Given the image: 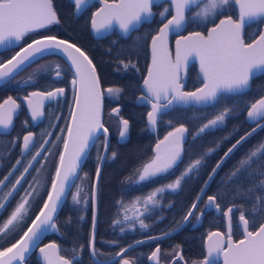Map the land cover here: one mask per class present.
Instances as JSON below:
<instances>
[{
  "label": "snow or ice",
  "instance_id": "1",
  "mask_svg": "<svg viewBox=\"0 0 264 264\" xmlns=\"http://www.w3.org/2000/svg\"><path fill=\"white\" fill-rule=\"evenodd\" d=\"M165 3V7L159 12L160 23L156 35H152V65L148 69V77L144 79V87L147 95L141 99L151 105V111L147 113L148 125L155 128L157 121L166 110H171L178 106L204 105L215 107L220 102L225 93L239 94L250 90V81L257 72H264V32H261L259 39L246 44L241 36V31L246 22H264V0H119V2L108 3V0H100L103 5L98 12L93 13L92 28L99 33L112 27L113 23L118 25L124 34H129L137 30L138 26L151 22L154 17L153 7ZM77 11L87 5L88 0H74ZM235 3L239 6V20L234 21L231 16L221 19L218 24L209 28L207 34L201 32H192L188 36H181L176 41V62L173 63L168 55L167 38L172 32H178L187 22H196L197 20H207L209 17L222 14L225 7ZM197 9L193 15L188 13L192 8ZM166 21V22H165ZM59 23L57 13L53 8L52 0H0V45L11 46L19 45L29 33L37 29L45 28L47 25ZM63 53L71 62V67L75 71V77L72 80L75 98V109L71 111L72 123L68 125V138L64 140V150L60 153L59 164L55 170V176L51 180V188L47 190V199L44 200L39 214L32 220L27 231L15 243L9 247L0 248V264H25L26 254L29 253L33 243L39 235L49 229L59 231L55 222L54 214L66 200V194L70 192V185L75 182V178H80L78 169L81 161L88 155L90 145L95 146V141L99 137L97 131L103 128L105 134L108 129L104 128L99 119V80L96 77V69L88 54L80 47L65 39H60L55 35H41L34 38L25 46L20 47L10 59L0 61V83L8 84L15 80V76L25 66H30L38 57L45 55H56ZM195 56L200 62V71L203 75L202 86L194 91H184L183 84L179 76L181 63H187L189 57ZM125 68L135 67L129 60L125 63ZM59 65L56 66L55 76L60 77ZM34 78L30 77L24 83L32 82ZM78 86V87H77ZM108 92H120L119 88H109ZM65 94L64 88H54L49 91H33L25 99L28 100V107L31 112L32 121L39 120L44 116L43 100H57ZM39 97V105L33 103L32 98ZM5 105H16L12 97H8ZM3 105H0V128L8 129L12 123V110L2 111ZM14 110V109H13ZM233 108L224 107L218 111L212 118L207 119L193 133V142L197 138H202L213 130H217L225 124L226 118L232 115ZM255 124L250 131L236 139L223 155L219 157L215 165L207 173V178L203 181L199 192L186 213L180 221H176L175 226L170 231L163 232L160 236H149L148 240H160L167 237L171 232L181 230L194 217L199 221L205 211L215 209L217 212L222 210L219 200L231 196L233 203L223 211L224 217L229 221V233L227 239L221 232H210L208 234L207 255L198 264H218L219 259L223 258V264H264V223H261L255 231L249 230L250 220L244 209L245 204L252 208V213L264 210V140L259 141L253 146L238 162L224 175L220 181H216V176L225 163L243 146L247 140L257 132L258 129H264V95L255 99L247 107V121ZM27 123V121L25 122ZM171 123V121H169ZM121 129L119 136L124 140L129 131V121L121 120ZM189 129L181 124L168 132L163 140L157 142L154 152L155 155L149 159L141 168L135 170L136 179L134 184L148 182L163 173H170L171 170L183 163L185 134ZM42 135H50L43 133ZM231 135V134H230ZM228 137H223L227 140ZM38 141L34 140V134L29 131L23 136V143L20 146V154L26 151L31 155L28 165L11 183V187L0 197V216L8 211L11 201L16 195L20 199L16 201L15 206L5 219H0V238L7 237L14 233L28 215L32 206V201L40 194V181L33 177V182L29 183V188L21 193L18 186L22 185L25 174L33 166L32 162L37 161L41 155L39 150L34 154L30 151V145L35 147ZM44 143L39 144V148H44ZM12 144H16L13 139ZM220 147L217 141L213 146H209L200 152L194 159H190L180 174L173 181L163 186L156 187L150 193L143 197H135L131 203L123 204L118 200L117 204L122 205L124 211V220H134L140 225L141 229L150 227L145 222L146 213L152 211L160 204L158 194L166 191L176 193L182 188V184L187 179H196L200 171L206 165L207 159ZM108 138L105 135L104 154L98 156L96 164V182L91 189V205L93 210V233L89 241L88 249L90 260L94 264H115V258L106 255L95 247V226L97 223L96 206L97 190L101 178L102 164L106 160H115L117 153L112 152L111 157L107 155ZM21 164L17 159L11 166L7 175L0 179V186L7 187L5 181L13 174V169ZM41 168H36V172H41ZM87 173H85V177ZM212 182L217 183V191L212 195H207L204 207L199 208V202L202 199L201 194H206V189ZM77 191L71 193L73 204L79 205L83 201L88 203V194H83V190L76 186ZM11 198V199H10ZM236 199L243 203L237 205ZM140 207L137 208L136 205ZM129 208L134 209V215L129 216ZM199 208V214L197 209ZM235 210H240L239 222L243 227V238L234 241L231 235V214ZM84 219L83 216L80 217ZM162 219V217H158ZM71 217L66 221L71 224ZM120 220H114L113 225H119ZM125 231L120 227V232ZM213 237L216 239L213 240ZM146 241H136V244H142ZM111 243H116L112 241ZM84 245L79 249L73 248L72 255L68 258L58 254V245L50 243L40 248V254L43 264H82V252ZM132 248L121 247L115 253V257H121L119 264H140L137 257L126 258L125 254ZM179 249V246H176ZM176 249L171 252H164L165 256L172 259L167 264H176L177 260L183 259L182 255ZM104 256L103 260L99 259ZM161 248L157 245L147 260L151 264H161Z\"/></svg>",
  "mask_w": 264,
  "mask_h": 264
},
{
  "label": "trees",
  "instance_id": "2",
  "mask_svg": "<svg viewBox=\"0 0 264 264\" xmlns=\"http://www.w3.org/2000/svg\"><path fill=\"white\" fill-rule=\"evenodd\" d=\"M165 6L166 5H161L158 8L153 7V10L156 12L153 21L150 24L142 25L139 30L135 31L126 39L119 37L115 32L103 40L98 41L92 38L89 31V22L95 7L90 8L81 17L76 18L73 15V12L69 11L68 7L65 6L66 10L62 11L60 16L61 26L53 29L55 32L59 31L58 37L75 44L90 55L96 69L98 80L103 87L111 86L121 89L119 102L123 107V116L130 124L128 141L122 146V182L120 191L123 204H129L135 197L146 196L152 191L151 189H147V185L128 186L126 182L132 177L136 169L147 163L148 159L154 155V145L156 140L161 139L175 127H179L183 124L189 129L186 134V142L184 143L185 151L183 153V163H181L184 167L190 159H194L200 154V152L204 151L209 146H213L215 142H220V147L217 148L216 151L207 159L206 165L201 169L198 178L187 179L182 184V188L176 193L166 191L158 194V199L160 200L159 206L153 208L151 212L146 213L145 217H143L145 222L150 225L147 229H141L140 225L135 223L134 220L125 221V213L122 209L121 211L113 209V207L115 208L117 206L118 201L115 195L117 190L116 180H114V174L116 173V161L111 159L106 160L102 170L103 180L101 188L106 185L105 190L102 191V193L105 195V192H107V195L102 199L101 206H106L107 209L104 210L102 208V210H99L97 213L95 247L106 255H111L113 257L121 247H126L134 241L144 239L149 236H156L165 231H170V229L175 226L174 222L182 219L183 215L187 211V208L191 205L192 201L199 192L203 181L207 178V173L215 165L219 157L223 155V152L226 151L236 139H239L241 135H244L253 127V125L247 124L245 121L247 107L250 106V103L254 102L255 99H259L261 95H264V74H262L251 81L250 90L235 96L224 95L215 107L211 106L203 109L191 107L187 109L174 108L169 113L161 117V120L158 123L157 133L150 134L145 125V115L148 109L144 106H136L134 104V100L140 93L139 87L147 71L149 61V54L147 52L148 45L152 35L157 33L161 25L159 12ZM57 9L55 8L56 11H58ZM194 24V22H188V30H193V28L201 29L195 27ZM198 26L203 27L200 25ZM259 31L260 23H255L249 26L245 30L244 41H252L259 34ZM29 39L28 35L27 40ZM121 60L125 63L130 60L135 67L130 66L125 68L124 64L120 63ZM201 84L202 83L199 81L195 69L191 68L188 72L185 90L194 91L196 88L200 87ZM224 107L234 109L233 114L226 118L225 124L221 125L217 130H213L207 135H204L202 138H197L195 142H193L192 133L202 123L206 122L207 119L212 118L213 115L222 110ZM169 121H171V123H169ZM225 136L228 137L227 140H223V137ZM262 140H264V129H260L257 133L252 135L247 142L235 152L231 159H229L220 169L219 174L216 176V181H220L221 177L224 176L242 156H244L253 146H256L257 143ZM96 143L95 147L100 144L102 148L103 139L98 138ZM114 148L115 144L112 143L108 153L109 157H111L112 152H115ZM91 157L92 151L86 158L82 170L79 173L80 178L75 180L71 189V193H74L77 191L76 186L79 185V187L83 190L82 193L88 194V201H90L91 173L89 170V162ZM85 173H87L86 177ZM179 174L180 172L177 171L176 176ZM176 176L170 177L168 183L173 181ZM216 191L217 183L212 182L210 187H208L205 198L200 206L204 207L207 195H212ZM70 195L65 200L55 218V222L57 224V228L60 230L61 236H58L57 231L49 229L44 238L45 240H52L56 242L60 252L69 256L72 255L73 248L79 249L80 245H84L85 247L82 252V262L91 261L88 256L89 249L87 244H70V242L65 240L67 237H73V234H71V229H68L67 226L61 225V223L67 221L69 217H71V219L79 220L80 217L83 216L84 219H88L87 213L77 211L74 212L72 210L73 205L69 201ZM218 202L221 204V212H223L224 210H227L230 204L233 203V199L231 196H228ZM235 203L239 205L243 203V201L236 199ZM80 206L82 205L80 204ZM108 207H112V209H109ZM164 208H167L169 211L168 218L164 217L165 214L162 211ZM242 210L246 212L250 220L249 230L255 231L260 224L264 222V210L257 211L253 214L252 208L248 204H245V207ZM127 214L129 216H133V209L129 208ZM239 215L240 210H235L232 214L233 222L231 234L234 241L242 238V233L237 224ZM158 217H162V219H158ZM90 219L91 212L89 214V221ZM114 220H120L121 223L119 225H113ZM129 222H133L131 228L129 227ZM120 227L125 228L123 233L120 232ZM81 231H83V233L77 236L84 237L86 235V230ZM88 231H90V229ZM213 231H220L224 233V220L222 216L216 218L211 213H205L200 227L192 229L186 226L180 232L171 237L160 241L144 243L133 248L126 254L125 257H137L140 264H148L147 256L151 253L155 246L160 244L162 248L179 246L183 258L187 263L202 261L205 257L203 249L204 240L206 236ZM88 235L89 232L87 233V237ZM112 241H115L116 243H111ZM8 245L9 244L4 247ZM99 258L103 260L105 257L100 256Z\"/></svg>",
  "mask_w": 264,
  "mask_h": 264
},
{
  "label": "flooded vegetation",
  "instance_id": "3",
  "mask_svg": "<svg viewBox=\"0 0 264 264\" xmlns=\"http://www.w3.org/2000/svg\"><path fill=\"white\" fill-rule=\"evenodd\" d=\"M89 1L90 0H88V2ZM111 1H114V0H108V2H111ZM52 3H53L54 10H55V8L56 9L58 8L57 9L58 11H56V10L55 11L57 13L59 23L52 24L47 28L39 29L35 32L29 33L28 34L29 38H30L29 40H27V38H28V35H27L24 37V39L22 41L19 42V45L14 44V47H12V48L0 50V61L7 60L9 57H11L14 54V52L19 47L23 46L24 44H26L27 42L31 41L34 38L40 37L41 35H55L58 37L59 31L55 32L53 29L61 26L60 16L62 14L61 12L66 10L65 6L68 7L69 11L73 12V15L76 18L81 17L90 8L95 7L93 9V12H94L96 10V8L98 7L97 1H93L87 7H85V8L82 7V9L80 10V14L77 15L75 13L76 7H75L74 0H52ZM161 5H165V3H162L159 6H155V7L158 8ZM196 10L197 9L192 8V11L189 12L188 15L189 16L193 15ZM227 16H231L234 21L237 19V12H236V9H235L233 3L231 4V6L225 7L223 9L222 14H218L216 16L209 17L207 20H197L196 22H194L195 23L194 26L197 28H201V29H194L193 28V30H188V27H187L188 22H187L186 28H185L184 32L181 34V36H184L187 33H191V32H201V33L205 34L209 27L213 26L220 19L226 18ZM255 23H260V31H261V28H262L264 22H259V20H258L254 23H251L244 28L243 40H244V36H245V30L249 26H251ZM197 24L200 26H203V27H199ZM260 31H259V34H260ZM116 35H118V34L116 33ZM131 35H129L128 37H130ZM109 36H107V37H109ZM118 36L121 38H124L120 35H118ZM257 36L252 41H254L257 38ZM128 37H126V38H128ZM126 38H124V39H126ZM175 39H176L175 36L171 37V44H173ZM101 40H103V39H101ZM252 41H250V42L244 41V42L246 44H249ZM148 47H149V45H148ZM171 48H172V46H171ZM147 52H148V49H147ZM88 56L91 59L89 54H88ZM148 57H149V55H148ZM57 65L60 66L59 67V70L61 72L60 77L55 76V71H56ZM191 68L195 69V72L198 76V73L196 70V65L192 64L189 67L188 72ZM30 77L34 78L32 80V82L24 83V81H28ZM74 77L75 76H74L72 70L70 69L68 64L65 62V60L60 55H57V54L56 55H45L43 58H39L38 60L31 63L30 66H27L25 69H23L15 77V80H13L11 83L0 85V105L5 100H7L8 97H12L15 100L16 105L19 106V107H17L18 109H17V111L13 117L12 126L8 129L0 128V179H3V177L5 175H7L9 169H11V166L13 164H15V161L17 159L21 160V164L17 165L16 168L12 170L13 174H12V176L9 177V180L5 181V184L7 185V187L0 186V197H2L7 192L8 188L11 187V183L15 182V179L23 171V168L28 165V160L31 159V155L29 154L28 151H26L23 155L20 154V146L23 143V136L27 135V133L29 131H31L34 134V140L38 141V143L35 145V147L30 145L31 153L34 154L36 150H39L41 152V155L37 157V161L32 162L33 166L31 168H29V172L25 174V178H24V181H22V185L18 186L19 191L21 193H23L24 189L29 188L28 182L35 183V181L33 180V177H37L40 181V187H39L40 194L37 195L35 200L32 201V206L29 210L28 215L25 217L24 221L21 222V224L17 228V230L7 237L0 238V248H3L7 244H9V245L6 247L11 246V244L15 243L22 236V234L28 228V226L30 225V223L32 222L34 217L39 212L40 208L43 205L44 200L47 197V190H50L51 180L53 179V177L55 175V170H56V167H57L58 162H59V156H60V153L62 151V147L64 144V140L66 137L67 128H68V124H69V120H70V116H71V111H72L73 104H74L75 98H74V89H73V85H72V80ZM187 78H188V73H187ZM198 78H199V76H198ZM199 81H200V78H199ZM186 82H187V80H186ZM100 86H101L102 97H103V118H102V120H103L104 127L108 129L109 142H108L107 155L110 151V145L112 143L115 144L114 151L117 153V156L115 159V161H116V169H115L116 173L114 174V177H115L114 180H116V187H117L116 188L117 190L115 189L116 190L115 195H116L117 200L122 201L120 189H121V182H122V171H121V169H122V154H123L122 146L123 145H121L117 142V138H118V135L120 132V119H122V118L125 119L123 116L124 115L123 109H122L123 107H122V104L119 102L120 101V98H119L120 92H111L110 93L108 91H105L106 89H109V88L115 89V87H111V86L110 87H103L101 85V83H100ZM185 86H186V83H185ZM185 86H184V90H185ZM54 88H64L65 94L61 97H58L57 100H45V101L43 100V109L42 110L44 111V116H42L37 121H32L31 112H30L29 107H28V100L25 98L28 97L29 93H31L33 91H49V90H52ZM139 89H140V87H139ZM140 94H141V91H140L139 95ZM32 100H33V103L36 105H39L41 102V98H39V97H34V98H32ZM9 110H10V108H9ZM26 121H27V123H25ZM43 133H50V135H42ZM98 137H99V139H103V144H102V148H101V145L99 144L96 147L93 146L91 149L92 157H91L90 162H89V170L91 173L90 174V180H91V182H90V184H91L90 185V194H91L92 185L94 183V179H95V175H96V164L98 162L97 158L100 155V153L102 155V152L104 149L105 136L103 134H100ZM13 139L16 140L15 145L12 144ZM45 140H47L48 143L44 144V148H39V144L44 143ZM158 140H160V139H157L156 142ZM96 141H97V139H96ZM96 141H95V143H96ZM156 142H155V144H156ZM91 151H90V153H91ZM154 155H155V153H154ZM149 159H148V161H149ZM105 162L103 164V167L105 165ZM179 165L180 166L171 170L170 173L160 174L159 176H157L153 180L148 181V182H143L141 184L132 183L131 186L147 185V189H151V190L155 189L156 187L163 186V185L168 183L170 177L177 175V171L180 172L183 170L184 166L181 165V163ZM41 167H42L41 172L37 173L36 168H41ZM103 167L101 169V178L99 180V185H98V190H97L96 215H97L99 210H102V208L104 210L107 209L106 206H103V207L101 206L102 199L107 195V192H105V195L102 193V191L105 190L106 185H104L101 188V183L103 180V178H102ZM135 179H136V175L133 174L132 175V181H134ZM126 183H128V181ZM70 193H71V191H70ZM70 193H69V195H70ZM83 194L84 193H82V195ZM205 195L206 194H204L202 200L199 203V208H203L200 205H201L202 201L204 200ZM19 199H20V196L16 195L15 199L11 201V205L9 206L8 211L4 212L3 216H0V219H5L8 216V214L10 213L12 208L15 206L16 201ZM69 201L73 205L72 210L74 212L75 211L85 212V213H87L88 219H83V220L71 219V221H72L71 224H67L66 221L61 223V225L67 226L68 229H71V234H73V237H67V238H65V240L67 242H70V244L83 243V244L88 245L89 241L91 240V229H92L91 197H90V201H88V204H85L82 201L81 202L82 206H80V204L79 205L73 204L71 195H70ZM136 207L139 208L140 205H137ZM108 208L112 209V207H108ZM199 208L197 209V214H199ZM113 209H118L121 211L122 205L117 204V206L115 208L113 207ZM133 211H134V209H133ZM162 211L165 214L164 217L168 218L169 217L168 209L164 208ZM90 212H91V219L89 221ZM205 213H211L216 218H218L220 216H222V218H223V212H221V214L218 216L215 214V212L213 210H207V211H205ZM203 218H204V215L201 217L200 225L196 226L198 221L196 220V222H195V218L193 217L191 219V222L187 223L186 226H188L192 229H196V228L201 226ZM194 222H195V224H194ZM129 224H130L129 227L131 228L133 225V222H129ZM89 229H90V231H88ZM81 230H86V235L84 237L77 236V235L83 233V231H81ZM88 232H89V235L87 237ZM57 234H58V236H61L60 230L57 232ZM158 241H160V240H158ZM151 242H155V241H151ZM49 243H56V242H54L52 240H45V238L43 237L41 242L34 248L33 252L26 259L25 264H42L36 257L37 250L39 248L49 244ZM159 246L161 248V257H160L161 264H167V262L170 261L172 258L170 256L165 257L163 253L166 251L171 252L172 250L176 249V247L171 246L172 248L171 247L162 248L160 244H159ZM156 247L157 246H155L152 249V251H154L156 249ZM176 250L179 251L180 254L182 255L180 249H176ZM58 251H59V255L64 256L65 258L70 257L69 255H64L63 253H61L59 247H58ZM126 254H125V256H126ZM88 256L90 258V252L88 253ZM182 257H183V255H182ZM120 259L121 258L116 260L115 263L119 264ZM147 262H148V264H151L148 260H147ZM198 262L199 261L187 263L185 261V259L183 258V259L177 260L176 264H198ZM82 264H94V262L93 261H83Z\"/></svg>",
  "mask_w": 264,
  "mask_h": 264
},
{
  "label": "water",
  "instance_id": "4",
  "mask_svg": "<svg viewBox=\"0 0 264 264\" xmlns=\"http://www.w3.org/2000/svg\"><path fill=\"white\" fill-rule=\"evenodd\" d=\"M93 1H97V4H98V7L96 8V10L93 12V13H96V12H98V10L100 9V8H102L103 7V5L100 3V0H90L88 3H87V5H85V6H83V8H85V7H87L88 5H90ZM112 2H114V1H111V2H108V3H112ZM115 2H119V0H116ZM163 3V2H162ZM162 3H160V4H162ZM167 3H170V0H167ZM159 4V5H160ZM233 5H234V7H235V9H236V12H237V19L235 20V21H238L239 20V6L238 5H236L235 3H233ZM155 7V6H154ZM194 8V7H193ZM77 15L78 14H80V11H77L76 10V12H75ZM93 13H92V16H91V19H90V22H89V31H90V34H91V36H92V38L93 39H95V40H101V39H104V38H106L107 36H109V35H111L113 32H115V33H117L118 35H120V36H122V37H124V38H126V37H128L129 35H131L134 31H132V32H130L129 34H124V33H122L121 32V30L119 29V27H118V25H116L115 23H113V25H112V27L111 28H109V29H107V30H103V31H101V32H99V33H97V32H95L94 30H93V28H92V17H93ZM153 13L154 14H156V12L153 10ZM155 16V15H154ZM153 19H154V17L152 18V20H151V22L153 21ZM222 19H225V18H222ZM261 19H264V18H261ZM221 20V19H220ZM219 20V21H220ZM219 21L216 23V24H218L219 23ZM151 22H146V23H143V24H141V25H139L138 26V28H137V30H139V28L142 26V25H144V24H150ZM166 22V21H165ZM251 23H254V22H246L245 23V25L243 26V28H242V31H241V36H242V38H243V33H244V28L246 27V26H248L249 24H251ZM186 24L187 23H185V25L178 31V32H172V33H170L169 35H168V38H167V50H168V55H169V58L171 59V61L173 62V63H175L176 62V48H177V45H176V41L178 40V39H180V37H181V34L184 32V30H185V28H186ZM215 25V24H214ZM213 25V26H214ZM50 25H47L45 28H47V27H49ZM162 26V24L160 25V27ZM213 26H211V27H213ZM211 27H209V28H211ZM208 28V29H209ZM42 29H44V28H42ZM37 30H39V29H37ZM36 30V31H37ZM137 30H135V31H137ZM208 31V30H207ZM207 31H206V33L204 34V35H206L207 34ZM158 32V31H157ZM261 32H264V23H263V26H262V28H261V31H260V33ZM192 33V32H191ZM157 34V33H156ZM155 34V35H156ZM190 33H187L186 35H184V36H188ZM260 35V34H259ZM259 35L257 36V38L255 39V40H258L259 39ZM176 37V39L174 40V42H173V44H171V37ZM39 38V37H38ZM58 38H60V37H58ZM60 39H62V38H60ZM254 40V41H255ZM29 42H31V41H29ZM29 42H27V43H29ZM253 42V41H252ZM251 42V43H252ZM71 43V42H70ZM26 44H24L23 46H25ZM171 46H172V48H171ZM12 47H14V44L13 45H11V46H8V45H0V50H4V49H8V48H12ZM22 47V46H21ZM19 49H20V47L14 52V54L13 55H15V53L17 52V51H19ZM148 54H149V61H148V67H147V71H146V74H145V76H144V78H143V80H142V82H141V84H140V91H141V94L139 95V96H137V98L134 100V104L136 105V106H139V107H146L147 109H148V111H147V113L149 112V111H151V105L150 104H148V103H146L144 100H142L141 99V97L142 96H145V95H147V91H146V89H145V87H144V83H143V81H144V79L145 78H147L148 77V69H149V67L152 65V43H151V39H150V42H149V47H148ZM12 55V56H13ZM57 55H60L64 60H65V62L68 64V66L70 67V69L72 70V72H73V74H74V76H75V71H74V69H72V67H71V62L68 60V58H67V56L65 55V54H63V53H57ZM11 56V57H12ZM11 57H9L8 59H10ZM7 59V60H8ZM39 59V57L36 59V60H38ZM35 60V61H36ZM6 61V60H5ZM192 64H195L196 65V70H197V73H198V76H199V78H200V81H201V83H202V81H203V75H202V73H201V71H200V62H199V60L195 57V56H192V57H189V59H188V61H187V63H181V67H180V69H179V76H180V80H181V83L183 84V90H184V86H185V83H186V80H187V73H188V69H189V67L192 65ZM27 66H25V67H23L22 68V70L24 69V68H26ZM22 70H20V71H22ZM19 71V72H20ZM262 74H264V72H257L256 73V75L254 76V78H252L251 79V81L253 80V79H255L256 77H259V76H261ZM96 77L98 78V76H97V73H96ZM251 81H250V86H251ZM0 85H2V83H0ZM201 86H202V84H201ZM200 86V87H201ZM78 87V86H77ZM199 88V87H198ZM108 89H106L105 91H107ZM185 91V90H184ZM248 90H246V92H247ZM99 92H100V99H99V119H100V122L102 123V125H103V120H102V118H103V97H102V90H101V86H100V83H99ZM240 94H243V93H239V94H231V93H225L224 95H232V96H235V95H240ZM45 100H47V99H44V101ZM5 102V101H4ZM4 102L1 104V105H3V109H2V111H9V108H10V110H12V120H13V117H14V115H15V113H16V111H17V107H14L13 105H11V104H8V105H5L4 104ZM75 107H76V105H75V99H74V104H73V108H72V110L73 109H75ZM196 108V109H203V108H207V107H211V106H204V105H192V106H178V107H174V108H179V109H187V108ZM173 108V109H174ZM14 109V110H13ZM173 109H171V110H173ZM171 110H166V114L167 113H169ZM147 113H146V115H145V125H146V128H147V130H148V132L150 133V134H156L157 133V130H158V123H159V121L161 120V118L157 121V125H156V127L155 128H152L151 126H149L148 125V118H147ZM166 114H164V115H166ZM163 116V115H162ZM123 119V118H122ZM122 119H120V129H121V127H122V125H121V120ZM245 121H247V111H246V113H245ZM72 123V119H71V116H70V120H69V124H71ZM68 124V125H69ZM247 124H250V123H248L247 122ZM250 125H253V127H255V124H250ZM12 126V123H11V125L9 126V128ZM103 127H104V125H103ZM252 127V128H253ZM105 128V127H104ZM251 130V129H250ZM249 130V131H250ZM260 129H258L257 130V132L259 131ZM129 131H130V124H129ZM129 131H128V133H127V136H126V138L124 139V140H121V138H120V136L118 135V138H117V142L119 143V144H121V145H124L127 141H128V138H129ZM256 132V133H257ZM100 134H103L104 136L105 135H107V138H108V132H107V134H105L104 133V131H103V128H101V129H99L98 131H97V133H96V135L97 136H99ZM187 134V133H186ZM186 134H185V136H186ZM167 135V134H166ZM165 135V136H166ZM254 135V134H253ZM164 136V137H165ZM164 137L162 138V139H160V140H163L164 139ZM68 138V132L66 133V137H65V139H67ZM160 140H158V141H160ZM157 141V142H158ZM108 142H109V139H108ZM157 142H156V144H157ZM156 144H155V146H156ZM155 146H154V149H155ZM92 147H93V145H90V147H89V149H88V154L90 153V151H91V149H92ZM64 150V144H63V147H62V151ZM61 151V152H62ZM102 154H104V149H103V152H102ZM88 156V155H87ZM87 158V157H86ZM86 158L83 160V161H81V164H80V167H79V169H78V174L80 173V171H81V169H82V167H83V164H84V162H85V160H86ZM105 162V161H104ZM104 162H103V164H104ZM58 164H59V162H58ZM103 164H102V167H103ZM102 169V168H101ZM55 176V175H54ZM77 178H75V180H76ZM96 182V175H95V179H94V183ZM74 184V183H73ZM73 184H71L70 185V191H71V188H72V186H73ZM50 188H51V186H50ZM207 190V189H206ZM69 193L70 192H68L67 194H66V198L68 197V195H69ZM202 195V198H203V196H204V194H201ZM46 199H47V197H46ZM45 199V200H46ZM202 200V199H201ZM200 203V202H199ZM64 204V202L61 204V206L58 208V210H57V213L56 214H54V218H56V216H57V214H58V212H59V210L61 209V207H62V205ZM43 206V205H42ZM211 210H213L214 212H215V214L218 216V215H220L221 214V211H219V212H217L214 208L213 209H211ZM40 211V210H39ZM37 214H39V212L37 213ZM92 216H93V210H92ZM231 217H232V214H231ZM34 219H35V217H34ZM223 219H224V224H225V232L223 233L224 234V236H225V240L227 239V235H228V233H229V221H228V218H226V217H224V215H223ZM32 223V222H31ZM31 223H30V225H31ZM200 223H201V219L198 221V223L196 224V226H198V225H200ZM264 223V222H263ZM237 224H238V227H239V229H240V231H241V233H242V238H243V227L240 225V222H239V217H238V221H237ZM29 225V226H30ZM187 225V224H186ZM185 225V226H186ZM184 226V227H185ZM96 227V226H95ZM183 227V228H184ZM182 228V229H183ZM259 228V227H258ZM257 228V229H258ZM181 229V230H182ZM181 230H179V231H181ZM25 231H27V229L25 230ZM179 231H176V232H171V234L169 235V236H167V237H164V238H162V239H160V240H163V239H166V238H168V237H171V236H173V235H175L176 233H178ZM48 232V230L47 231H45V232H43V233H41L40 235H39V237H38V239H36L35 241H34V243H33V246L31 247V249H30V251H29V253H27L26 254V259L29 257V255L33 252V250H34V248L41 242V240L43 239V237L45 236V234ZM214 232H220V231H213L212 233H214ZM92 233H93V221H92V229H91V239H92ZM222 233V232H221ZM231 233H232V218H231ZM24 234V233H23ZM23 234H22V236H23ZM161 235V234H160ZM160 235H156V236H160ZM232 235V234H231ZM241 238V239H242ZM20 239V238H19ZM18 239V240H19ZM216 238L215 237H213V240H215ZM240 240V239H239ZM138 241V240H137ZM140 241H146L145 243H147V242H151V241H153V240H148L147 238H144V239H140ZM154 241H158V240H154ZM238 241V240H237ZM136 241H134V242H132L131 243V245H132V248L131 249H129V251L130 250H132L133 248H135V247H137V246H139V245H141V244H136L135 243ZM207 242H208V235L206 236V238H205V240H204V253H205V256L207 255ZM50 244V243H49ZM143 244V243H142ZM128 246V245H127ZM126 246V247H127ZM44 247V246H43ZM42 248V247H41ZM128 251V252H129ZM127 252V253H128ZM58 254H59V251H58ZM36 257H37V259L43 264V260H42V257H41V254H40V248L37 250V255H36ZM114 258H115V261L116 260H118L119 258H121V257H115L114 256ZM150 262V261H149ZM151 263V262H150ZM218 264H223V258H222V256H221V258L219 259V261H218Z\"/></svg>",
  "mask_w": 264,
  "mask_h": 264
},
{
  "label": "rangeland",
  "instance_id": "5",
  "mask_svg": "<svg viewBox=\"0 0 264 264\" xmlns=\"http://www.w3.org/2000/svg\"><path fill=\"white\" fill-rule=\"evenodd\" d=\"M142 167V166H141ZM140 167V168H141ZM128 185H131L132 184V177L131 178H129V180H128V183H127ZM165 256V255H164ZM166 257V256H165Z\"/></svg>",
  "mask_w": 264,
  "mask_h": 264
}]
</instances>
